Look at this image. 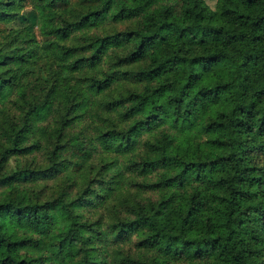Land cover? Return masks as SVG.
<instances>
[{"label":"trees","instance_id":"obj_1","mask_svg":"<svg viewBox=\"0 0 264 264\" xmlns=\"http://www.w3.org/2000/svg\"><path fill=\"white\" fill-rule=\"evenodd\" d=\"M212 1L0 0V264H264V0Z\"/></svg>","mask_w":264,"mask_h":264},{"label":"rangeland","instance_id":"obj_2","mask_svg":"<svg viewBox=\"0 0 264 264\" xmlns=\"http://www.w3.org/2000/svg\"><path fill=\"white\" fill-rule=\"evenodd\" d=\"M206 2L210 5V6H213V1L212 0H206ZM22 10V9H21ZM31 18V20H33V21H31V22H34V17H30ZM34 28H35V25H34Z\"/></svg>","mask_w":264,"mask_h":264}]
</instances>
